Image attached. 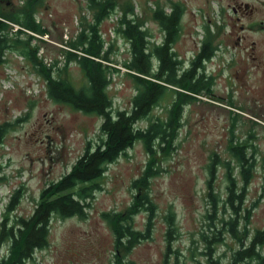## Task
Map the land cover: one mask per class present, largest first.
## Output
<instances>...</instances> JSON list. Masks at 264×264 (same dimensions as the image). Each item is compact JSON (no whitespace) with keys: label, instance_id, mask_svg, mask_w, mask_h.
<instances>
[{"label":"rangeland","instance_id":"rangeland-1","mask_svg":"<svg viewBox=\"0 0 264 264\" xmlns=\"http://www.w3.org/2000/svg\"><path fill=\"white\" fill-rule=\"evenodd\" d=\"M114 1L115 8L97 24L103 42L101 53L108 50V61L103 62L110 67L107 92L112 111L129 109L136 92L133 77L125 67L130 50L120 31L124 9L132 4L133 11L126 17L140 20L150 33L149 41L158 43L163 31L152 16L153 10L162 8L168 12L172 2ZM25 3L26 0H1L0 10L8 15L17 14ZM96 12L97 7L90 0H43L34 10L42 32H33L1 17L8 21L10 36L22 40L31 36L29 49L35 53L36 60L19 48L6 50L0 64V125L8 123L0 135V223L5 220L9 225L19 217H28L41 191L70 170L88 143L92 147L100 140L102 117L54 101L48 96L45 78L38 71L41 64L52 69V76L76 88L87 83L76 56H70L69 52L82 54V44L76 47L73 43L77 44L82 32L90 33ZM189 26L185 24L174 46L184 60L183 66L204 37L198 29L200 26L188 33ZM220 38L221 35L215 37L213 43L219 45ZM241 55V51L231 47L227 51L222 44L217 47L213 58L201 70L212 76L209 93L204 90L196 100L184 105L170 150L162 149L166 145L162 140L160 145L156 144L151 164L157 173L146 186L154 210L150 214L140 208L128 219L134 229L143 231L151 215L148 238L135 243L129 251L122 246L118 248L111 223L104 216L126 214L137 193L132 181L150 164L143 143L137 140L107 164L96 181L98 188L93 192L86 216H54L48 244L35 250L24 264H226L232 252L241 247L240 238L247 241L256 229L264 227V59L261 66L255 67ZM174 95L170 92L163 95L152 108L150 120L167 116ZM146 123L147 119H143L138 125L144 127ZM232 144L246 145L247 155L253 160L252 177L237 224L238 237L228 232V225H220L231 218L229 208H222L226 192L224 160L230 161L234 175L238 172L229 149ZM214 153L218 161L211 184L219 197L216 208L206 195L207 166ZM247 212L248 219L244 220ZM169 213L173 215L174 232L164 263ZM218 230L221 241L214 243L213 251L207 255L202 234L210 238ZM8 248V242L0 245V260ZM261 250L264 251V246Z\"/></svg>","mask_w":264,"mask_h":264},{"label":"trees","instance_id":"trees-1","mask_svg":"<svg viewBox=\"0 0 264 264\" xmlns=\"http://www.w3.org/2000/svg\"><path fill=\"white\" fill-rule=\"evenodd\" d=\"M41 2L43 0H26L25 6L18 10L17 14L8 15L0 10V17L24 25L33 32H42L43 28L34 18L36 5ZM90 2L92 6L97 7L95 23L89 26L90 33L82 32L77 44L73 43L76 47L82 44V54L69 52L70 56H76L87 78V83L76 88L70 82L52 76V69L41 64H39L38 71L44 76L47 94L54 101L65 103L75 110L94 113L102 117L99 125L100 140L92 147L88 143L70 170L41 191L39 200L28 217H19L9 225H6L5 220L1 221L0 245L8 242L9 248L6 255L1 258L0 264H24L35 250L44 248L48 244L50 221L54 216L59 218L73 215L85 217L93 192L98 188L97 179L103 175L107 164L114 161L135 141L140 140L143 143L150 157V164L154 160L156 144L160 145L161 140L166 142L162 149L165 152L170 150L176 129L180 125L184 105L196 100L197 95L204 90L209 93L212 76L206 77L203 71H199L204 70L203 62L215 53L216 44L213 43V34H207L202 44L203 50L196 56L192 65L181 69L182 61L177 59L172 50L173 41L178 36L175 14L166 13L162 8L153 10L152 16L159 26L161 25L163 31L162 40L154 43L149 41L150 33L143 28L140 20L126 17L133 11L132 4H129L124 9V20H122L123 25L120 31L129 42L130 59L125 63V67L133 77L136 92L130 101L129 109L112 111L111 99L107 92L110 82L107 75L110 67L103 62L108 61V50L101 53L103 42L98 35L97 24L115 8L116 1L90 0ZM30 37L28 36V39ZM28 39L22 40L18 36H10L7 22L0 19V64L4 61L3 54L6 50H19V48L21 49L19 51L27 53V56L36 60L35 53L29 49ZM167 92L175 94L170 102L167 116L164 119L156 117L150 120L148 116L152 108L159 104ZM143 119H147L144 127L138 125ZM7 125L8 123L0 125V135ZM246 147L244 144H232L229 148L238 166L237 175L233 174L230 161L224 160L226 192L222 208H229L228 216L231 218L223 220L220 225H228V232L234 237H238L237 224L240 211L245 199L246 187L252 177L253 160H251L252 156L247 155ZM213 155L207 166L209 179L206 195L213 208H216L217 204L219 205V197L217 193H214L211 178L218 158L216 153ZM150 164L145 167L138 178L132 181V187L137 193L133 196L132 204L126 214H104L111 223L116 247L122 246L126 251L150 235L151 215L143 231L134 229L128 221L131 214L140 208L150 211V214L154 210L146 186L149 178L153 177L157 171L153 169V164ZM11 208L12 203L7 206L8 210ZM248 216L247 212L243 217L244 220L248 219ZM167 223L164 263L167 261L170 251L169 243L174 232L172 213L168 214ZM220 232L218 230L210 238L202 234L208 250L205 252L207 255L213 251L212 245L221 241ZM239 241L241 247L232 252L226 264H264V251L261 250L264 246V227L256 229L247 241L243 238Z\"/></svg>","mask_w":264,"mask_h":264},{"label":"flooded vegetation","instance_id":"flooded-vegetation-1","mask_svg":"<svg viewBox=\"0 0 264 264\" xmlns=\"http://www.w3.org/2000/svg\"><path fill=\"white\" fill-rule=\"evenodd\" d=\"M171 1L169 11L166 13L172 12L175 14L178 36L173 41L172 50L175 52L177 59L182 61L181 69L192 65L196 56L203 50V41L209 33H213L214 38L221 35L219 41L226 48V51L227 47L241 51V57L248 62L250 61V63L252 62L255 67L263 64L264 0ZM214 17L216 18L213 20ZM186 23L190 25L188 33H193V29L200 26L201 28L198 29L203 31L204 37L202 36L188 63L183 66L184 60L178 55L174 46L180 40V35L184 31ZM219 45L216 44V49ZM204 74L206 77H211L210 74L205 72Z\"/></svg>","mask_w":264,"mask_h":264}]
</instances>
